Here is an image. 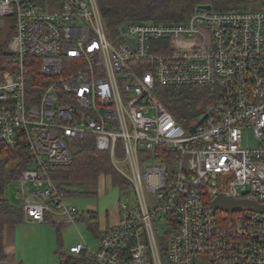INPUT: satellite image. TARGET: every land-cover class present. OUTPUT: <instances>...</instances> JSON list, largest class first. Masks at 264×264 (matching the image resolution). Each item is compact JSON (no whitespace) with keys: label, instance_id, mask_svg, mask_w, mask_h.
Masks as SVG:
<instances>
[{"label":"built area","instance_id":"built-area-1","mask_svg":"<svg viewBox=\"0 0 264 264\" xmlns=\"http://www.w3.org/2000/svg\"><path fill=\"white\" fill-rule=\"evenodd\" d=\"M201 5L185 22L133 20L111 33L99 0H0L15 29L9 68L0 69V149L22 141L30 155L18 178L10 177L17 162L5 170L24 220L84 217L65 203L77 184L57 182L52 170L72 162L86 134L135 196L96 251L80 242L72 255L87 251L95 264H264V212L212 207L219 194L264 206V7ZM158 86H207L215 99L188 131ZM247 128L254 148L243 146ZM156 218L175 224L166 249Z\"/></svg>","mask_w":264,"mask_h":264},{"label":"trees","instance_id":"trees-1","mask_svg":"<svg viewBox=\"0 0 264 264\" xmlns=\"http://www.w3.org/2000/svg\"><path fill=\"white\" fill-rule=\"evenodd\" d=\"M99 4L105 26L111 33L116 32L122 24L133 20H153L162 23L185 22L195 7L201 4H211L216 11L264 7V2L259 0H99ZM14 34V23L9 27L5 39L0 32L1 70L9 68L7 59L13 55L11 51H13ZM155 93L177 121L190 131L206 106L214 101L216 92L207 86H158ZM73 150V160L70 164L56 166L52 170L54 180L81 184L97 181L101 176H108L113 185L131 190L128 180L114 167L110 153L97 149L95 137L92 134H86L78 139L74 143ZM29 161L30 155L22 141L13 147L2 146L0 149V262L7 260L5 238L8 227L24 221L21 205L12 203L9 199V182L5 179V170L11 163L17 162L16 168L10 173V177L16 179L29 166ZM69 193L75 194L74 191ZM89 221L93 232L100 238L95 216L89 217ZM51 223L56 224V222ZM174 227V223L169 224L168 232ZM80 262L95 264L87 251L77 256H63V264H80Z\"/></svg>","mask_w":264,"mask_h":264},{"label":"rangeland","instance_id":"rangeland-1","mask_svg":"<svg viewBox=\"0 0 264 264\" xmlns=\"http://www.w3.org/2000/svg\"><path fill=\"white\" fill-rule=\"evenodd\" d=\"M12 23V17H0V32L3 39ZM205 115L204 111L201 117ZM257 145L258 140L253 130L245 129L243 146L254 148ZM17 186L15 180L8 184L9 199L12 203H18L15 195ZM76 187L75 190L66 191L68 197L65 203L84 212V217L76 224L56 223L54 225L45 222L28 228L25 236L20 237V244L10 250L11 258L0 264H63V256L72 255L71 247L80 242L88 246L89 252L96 251L99 238L91 228L89 217L95 216L98 232L106 233L119 224L121 203L129 202L135 197L132 190L113 185L108 176H101L97 181L77 184ZM69 191H74L75 194ZM218 213L224 215V212ZM154 226L161 249H166L168 244L166 234L170 229L166 218L154 219ZM89 263L80 262V264Z\"/></svg>","mask_w":264,"mask_h":264},{"label":"water","instance_id":"water-1","mask_svg":"<svg viewBox=\"0 0 264 264\" xmlns=\"http://www.w3.org/2000/svg\"><path fill=\"white\" fill-rule=\"evenodd\" d=\"M200 7L212 9L211 4H202ZM214 210H221L233 214L235 211L251 210L264 212V206L248 199H236L224 194H219L212 202Z\"/></svg>","mask_w":264,"mask_h":264},{"label":"crops","instance_id":"crops-1","mask_svg":"<svg viewBox=\"0 0 264 264\" xmlns=\"http://www.w3.org/2000/svg\"><path fill=\"white\" fill-rule=\"evenodd\" d=\"M19 203V202H18ZM40 224L39 222H30V221H23L21 225L16 226H10L7 229L6 238H5V252L7 255V259L9 260L11 258L9 252L10 250H13L17 246V244H20L21 236H25L24 234L27 232L28 228H31L33 226H38ZM32 233V230H31ZM99 235H102V233H99ZM100 237V236H99ZM8 251V252H7Z\"/></svg>","mask_w":264,"mask_h":264}]
</instances>
